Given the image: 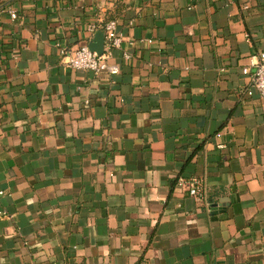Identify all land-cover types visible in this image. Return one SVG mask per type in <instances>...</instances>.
Returning <instances> with one entry per match:
<instances>
[{
  "label": "crops",
  "instance_id": "0c3cea01",
  "mask_svg": "<svg viewBox=\"0 0 264 264\" xmlns=\"http://www.w3.org/2000/svg\"><path fill=\"white\" fill-rule=\"evenodd\" d=\"M261 52L264 0H0V264H264Z\"/></svg>",
  "mask_w": 264,
  "mask_h": 264
},
{
  "label": "built area",
  "instance_id": "2783aa9c",
  "mask_svg": "<svg viewBox=\"0 0 264 264\" xmlns=\"http://www.w3.org/2000/svg\"><path fill=\"white\" fill-rule=\"evenodd\" d=\"M10 13L13 18L17 17V12L15 10H11ZM98 29H102L105 33L103 54L91 50L88 44H82L79 48L70 52L67 51L66 47L61 43L57 44L60 49V54L64 57L65 62L69 67L80 70H91L96 74L103 72L115 73L119 71V66L117 64L109 62L113 50L120 49L124 41V36L119 29L118 21L116 19H111L105 22H92L87 26V30L92 33L96 32ZM144 40L148 43L153 42L151 38L142 39V41ZM123 56L125 59H130L131 54L124 52ZM254 66L255 71L252 74V87L257 90L260 96L264 99V52L260 53ZM243 72L250 73V69L245 68ZM248 93L253 94V90H249ZM185 183V180L181 178L179 184L184 185ZM189 191L191 195L200 198H203L206 195L205 189L201 184L195 181L189 183ZM0 216L8 217L9 214L4 210H1Z\"/></svg>",
  "mask_w": 264,
  "mask_h": 264
},
{
  "label": "water",
  "instance_id": "95a60500",
  "mask_svg": "<svg viewBox=\"0 0 264 264\" xmlns=\"http://www.w3.org/2000/svg\"><path fill=\"white\" fill-rule=\"evenodd\" d=\"M105 45V33L100 31L96 33L95 38L90 42L89 47L91 50L98 52L99 54L104 53Z\"/></svg>",
  "mask_w": 264,
  "mask_h": 264
},
{
  "label": "trees",
  "instance_id": "16d2710c",
  "mask_svg": "<svg viewBox=\"0 0 264 264\" xmlns=\"http://www.w3.org/2000/svg\"><path fill=\"white\" fill-rule=\"evenodd\" d=\"M112 18H110V19H108V20H111ZM108 20H106V21H108Z\"/></svg>",
  "mask_w": 264,
  "mask_h": 264
}]
</instances>
